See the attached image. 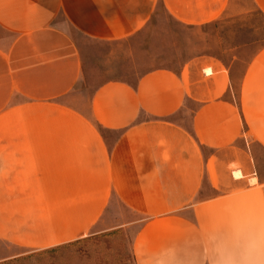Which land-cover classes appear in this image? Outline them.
I'll return each mask as SVG.
<instances>
[{
    "label": "crops",
    "instance_id": "0c3cea01",
    "mask_svg": "<svg viewBox=\"0 0 264 264\" xmlns=\"http://www.w3.org/2000/svg\"><path fill=\"white\" fill-rule=\"evenodd\" d=\"M160 5L188 26L264 16V0H0L1 239L48 248L129 226L134 264L187 262L264 219V43L243 64L78 88L71 31L126 38Z\"/></svg>",
    "mask_w": 264,
    "mask_h": 264
},
{
    "label": "rangeland",
    "instance_id": "374dc122",
    "mask_svg": "<svg viewBox=\"0 0 264 264\" xmlns=\"http://www.w3.org/2000/svg\"><path fill=\"white\" fill-rule=\"evenodd\" d=\"M71 33L84 61L85 75L78 88L89 93L106 80L134 84L151 70L178 72L183 63L202 57L243 64L264 43V16L255 9L188 26L160 5L145 28L126 38L100 41ZM184 116L187 119L188 114ZM261 167L264 172V163ZM133 234V227L120 226L48 248L19 247L0 238V264H134Z\"/></svg>",
    "mask_w": 264,
    "mask_h": 264
},
{
    "label": "clouds",
    "instance_id": "9594fccd",
    "mask_svg": "<svg viewBox=\"0 0 264 264\" xmlns=\"http://www.w3.org/2000/svg\"><path fill=\"white\" fill-rule=\"evenodd\" d=\"M157 264H264V219L240 222L230 239L205 249L199 260L169 261L161 254Z\"/></svg>",
    "mask_w": 264,
    "mask_h": 264
},
{
    "label": "bare ground",
    "instance_id": "6f19581e",
    "mask_svg": "<svg viewBox=\"0 0 264 264\" xmlns=\"http://www.w3.org/2000/svg\"><path fill=\"white\" fill-rule=\"evenodd\" d=\"M205 69H206V68H205ZM207 71H208V70H207ZM210 72H211V71H210ZM212 73H213V72H212ZM207 74H208V73H207ZM235 172H236V170H235ZM235 172H234V173H235ZM235 177H236V176H235Z\"/></svg>",
    "mask_w": 264,
    "mask_h": 264
}]
</instances>
